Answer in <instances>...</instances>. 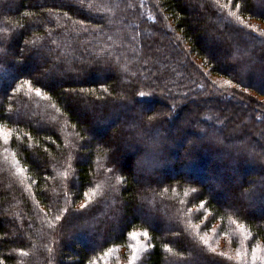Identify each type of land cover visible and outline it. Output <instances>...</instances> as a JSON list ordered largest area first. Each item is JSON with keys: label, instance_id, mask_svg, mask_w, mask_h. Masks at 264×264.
<instances>
[{"label": "trees", "instance_id": "obj_1", "mask_svg": "<svg viewBox=\"0 0 264 264\" xmlns=\"http://www.w3.org/2000/svg\"><path fill=\"white\" fill-rule=\"evenodd\" d=\"M262 24L264 0H0V264H264Z\"/></svg>", "mask_w": 264, "mask_h": 264}, {"label": "rangeland", "instance_id": "obj_2", "mask_svg": "<svg viewBox=\"0 0 264 264\" xmlns=\"http://www.w3.org/2000/svg\"><path fill=\"white\" fill-rule=\"evenodd\" d=\"M157 1L159 2V0H157ZM160 8H161V10H163L165 12L166 16L168 17V21L171 24H173V21L171 20V18H169V14L165 10V8L163 7L162 4H160ZM262 27H264V24H262ZM145 34L148 37V39H152V38H154L156 36V33L153 30H151V29H147L145 31ZM168 43H169V41L166 38H163V36L162 37L161 36L160 37H157L156 42L153 44L154 57H156L158 55H162L163 50L165 48V45L168 44ZM22 53L23 54H20L19 56H26V54L28 53V48H27L26 45H25ZM194 58L196 60H198L197 57L194 56ZM200 63H201V61H200ZM203 66L206 67L205 64ZM45 69H46V67H42V64L41 63L39 65H37V68L33 67V71L37 72L36 74L39 75V76L46 75V72L47 71ZM159 69L160 68L157 67L155 69V71H152V74H157ZM164 78H166V77H163V80H164L163 82H165V84H166L168 82V80L167 79H164ZM160 80H161L160 82H162V78ZM169 83L170 82H168L167 84H169ZM187 83H188L187 80H183L181 78V82H180L179 85L171 84V87L168 88V89H171L173 87L175 89H176V87H178V89H181V88H186L187 89L189 87L187 85ZM166 89L167 88H165V90H159L158 91L157 97H158V100L159 101H163L165 99V97H167L168 93L166 92ZM117 91L120 94V86L119 85L117 86ZM204 94H208V93L204 92ZM198 95H200V92L198 93ZM198 95L191 93V94L187 95V97L190 96V98H196ZM259 99H264V96L259 97ZM235 100H236V106H237V108H232L228 104H224V105H222V107H223L222 115H223L224 118H228V121L230 122V125L233 127V129H235L236 132L239 133L238 130L240 129V127L241 128L244 127V126L250 127V124H249L250 121H249L248 115L250 114V104H252L254 102L248 100V98L245 97V96H243V95H236L235 96ZM259 108L260 107H258V109L256 108V111H260ZM201 110H202V112H212L213 115H215V116L218 114V113H216L214 111H211V107L209 105H207V104L203 105ZM151 119H153V116H151ZM115 126H117V128H115L116 135H119L120 134V131H121V126L119 125L120 126L119 129H118V124H115ZM183 126L185 127L184 123H183ZM254 126H256V125H254ZM263 128H264L263 125L256 126L255 131H260ZM125 135L127 136L128 134L125 133ZM192 138H194V137L192 136ZM255 138H256V140H259V141L260 140H263L264 139V133H263V135L256 133V137ZM138 168H140L139 165H138ZM219 177H222L221 174L219 175ZM213 182L214 181L211 178L205 180V183L207 185H211L212 186L213 185ZM236 184H237V187L238 188L241 187V185H242L241 184V181H238ZM216 190L218 191V189H216ZM217 196H219V194H217ZM231 196L228 195L226 198L229 199L231 202L237 200V198L234 195H231ZM219 198L223 200V194H220V197ZM249 203H251V204L254 205L256 202L255 201L254 202L251 201ZM254 209H255V207H254ZM261 212H262V210L259 211V214ZM103 216H108V212L107 211H104L103 212V215H101L100 217L102 218ZM76 228L78 229V227L75 226V228H74L75 230L74 231H77ZM15 232L16 231L12 227H9V230H8V234L9 235L12 236V235L15 234ZM66 237H67V241L69 243H74L75 238H74V233L72 231H69L67 233ZM88 242H89V240H88ZM133 242H134V248L139 253L142 252V250H144L145 247H146V236H145V234L144 233L136 234L135 235V239H134Z\"/></svg>", "mask_w": 264, "mask_h": 264}]
</instances>
